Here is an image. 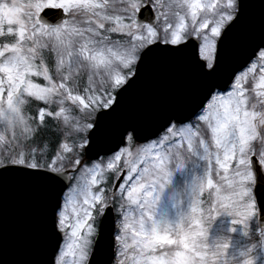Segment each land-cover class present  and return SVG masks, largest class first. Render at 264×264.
Here are the masks:
<instances>
[{
    "label": "snow or ice",
    "instance_id": "1",
    "mask_svg": "<svg viewBox=\"0 0 264 264\" xmlns=\"http://www.w3.org/2000/svg\"><path fill=\"white\" fill-rule=\"evenodd\" d=\"M161 66L187 94L132 113ZM26 185L36 264H264V0H0V207Z\"/></svg>",
    "mask_w": 264,
    "mask_h": 264
},
{
    "label": "water",
    "instance_id": "2",
    "mask_svg": "<svg viewBox=\"0 0 264 264\" xmlns=\"http://www.w3.org/2000/svg\"><path fill=\"white\" fill-rule=\"evenodd\" d=\"M190 87L185 73L161 66L129 91L126 104L132 113L151 115L178 105ZM42 227V210L35 203L33 189L26 185L0 207V264L41 261Z\"/></svg>",
    "mask_w": 264,
    "mask_h": 264
},
{
    "label": "rangeland",
    "instance_id": "3",
    "mask_svg": "<svg viewBox=\"0 0 264 264\" xmlns=\"http://www.w3.org/2000/svg\"><path fill=\"white\" fill-rule=\"evenodd\" d=\"M217 227H219V224H218V222H217V224H216V225H214V230H215V228H217Z\"/></svg>",
    "mask_w": 264,
    "mask_h": 264
}]
</instances>
